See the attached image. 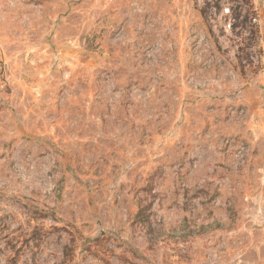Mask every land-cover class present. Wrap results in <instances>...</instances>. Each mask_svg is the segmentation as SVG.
I'll use <instances>...</instances> for the list:
<instances>
[{
  "label": "rangeland",
  "instance_id": "obj_1",
  "mask_svg": "<svg viewBox=\"0 0 264 264\" xmlns=\"http://www.w3.org/2000/svg\"><path fill=\"white\" fill-rule=\"evenodd\" d=\"M0 264H264V0H0Z\"/></svg>",
  "mask_w": 264,
  "mask_h": 264
}]
</instances>
